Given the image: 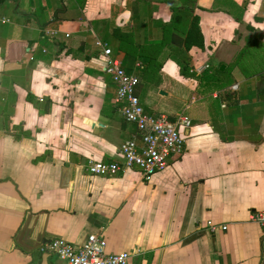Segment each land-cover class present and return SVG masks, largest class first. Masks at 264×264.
<instances>
[{
    "label": "crops",
    "instance_id": "crops-1",
    "mask_svg": "<svg viewBox=\"0 0 264 264\" xmlns=\"http://www.w3.org/2000/svg\"><path fill=\"white\" fill-rule=\"evenodd\" d=\"M0 16V264H60L40 247L91 233L128 264H264V0H0ZM97 40L145 113L190 120L149 180L86 171L136 130ZM221 64L235 82L205 93Z\"/></svg>",
    "mask_w": 264,
    "mask_h": 264
},
{
    "label": "built area",
    "instance_id": "built-area-1",
    "mask_svg": "<svg viewBox=\"0 0 264 264\" xmlns=\"http://www.w3.org/2000/svg\"><path fill=\"white\" fill-rule=\"evenodd\" d=\"M56 32L54 29L47 30L50 35ZM96 44L103 50L105 71L116 88L114 102L124 120L134 124L136 130L120 145L119 159L89 160L86 171L91 175L112 177L130 168H138L144 179L149 180L153 174L166 167L169 158L184 152V129L190 125V120L182 114L172 120L166 114L145 113L135 92L138 77L125 70L105 43L97 40ZM254 218L259 221L264 237V211L254 213ZM217 228L210 224L211 230ZM221 229L225 230L226 225L221 226ZM105 247L104 237L91 233L80 246L64 238H57L43 244L40 250L55 254L60 264H128L131 256L129 252H107Z\"/></svg>",
    "mask_w": 264,
    "mask_h": 264
},
{
    "label": "trees",
    "instance_id": "trees-1",
    "mask_svg": "<svg viewBox=\"0 0 264 264\" xmlns=\"http://www.w3.org/2000/svg\"><path fill=\"white\" fill-rule=\"evenodd\" d=\"M172 22H174V20H172ZM178 36L179 39L175 38L174 40L177 43H182L183 36L182 35H178ZM201 77H202L201 83H202L203 91L208 94H211L214 91H220L226 89L235 82L234 78H232L229 75L228 68L221 71L219 69V66L203 70ZM262 84L263 82L261 80L258 81L257 93L259 94L261 93L264 94V86Z\"/></svg>",
    "mask_w": 264,
    "mask_h": 264
},
{
    "label": "water",
    "instance_id": "water-1",
    "mask_svg": "<svg viewBox=\"0 0 264 264\" xmlns=\"http://www.w3.org/2000/svg\"><path fill=\"white\" fill-rule=\"evenodd\" d=\"M224 67H225V65H224V64H221L219 68H220V70H223ZM160 93H161V94H165V92L162 91V90L160 91ZM260 98H261V99H264V94L260 95Z\"/></svg>",
    "mask_w": 264,
    "mask_h": 264
}]
</instances>
